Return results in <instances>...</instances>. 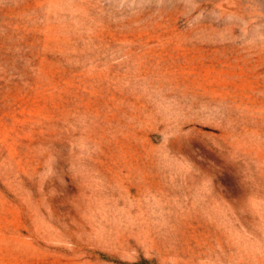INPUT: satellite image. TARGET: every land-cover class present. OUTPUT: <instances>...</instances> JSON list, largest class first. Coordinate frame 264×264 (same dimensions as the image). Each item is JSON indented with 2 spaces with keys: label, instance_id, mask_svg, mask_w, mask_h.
<instances>
[{
  "label": "rangeland",
  "instance_id": "1",
  "mask_svg": "<svg viewBox=\"0 0 264 264\" xmlns=\"http://www.w3.org/2000/svg\"><path fill=\"white\" fill-rule=\"evenodd\" d=\"M0 264H264V0H0Z\"/></svg>",
  "mask_w": 264,
  "mask_h": 264
}]
</instances>
